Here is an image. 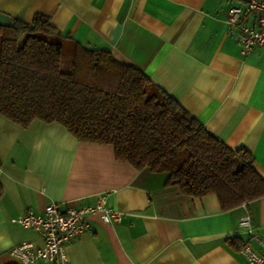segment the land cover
Wrapping results in <instances>:
<instances>
[{
	"label": "crops",
	"instance_id": "1",
	"mask_svg": "<svg viewBox=\"0 0 264 264\" xmlns=\"http://www.w3.org/2000/svg\"><path fill=\"white\" fill-rule=\"evenodd\" d=\"M246 2L0 0V12L23 22L44 14L62 36L140 69L229 148L248 150L264 177V47L243 55L225 27L229 10ZM167 177L117 161L111 145L78 142L57 123L21 128L0 114V264H16L12 247L39 244L13 220L101 195L121 220L87 217L65 264H246L239 223L249 216L264 238V197L223 211L215 195L186 196Z\"/></svg>",
	"mask_w": 264,
	"mask_h": 264
},
{
	"label": "trees",
	"instance_id": "2",
	"mask_svg": "<svg viewBox=\"0 0 264 264\" xmlns=\"http://www.w3.org/2000/svg\"><path fill=\"white\" fill-rule=\"evenodd\" d=\"M0 114L111 145L117 161L166 173L186 196L215 195L223 211L264 197L248 150L229 148L140 69L62 36L41 13L0 27Z\"/></svg>",
	"mask_w": 264,
	"mask_h": 264
},
{
	"label": "built area",
	"instance_id": "3",
	"mask_svg": "<svg viewBox=\"0 0 264 264\" xmlns=\"http://www.w3.org/2000/svg\"><path fill=\"white\" fill-rule=\"evenodd\" d=\"M225 27L243 55L251 53L256 47H264V0H247L244 8H231ZM92 215H99L105 224L117 223L122 216L107 205L103 195L97 197L94 205L80 208L62 210L59 205L52 203L46 206L42 214L28 211L12 222L35 233L39 244H18L9 250V256L16 264H65V246L83 233L87 228V217ZM239 226L248 236V242L239 250L246 264H264V238L253 231L249 216L243 217Z\"/></svg>",
	"mask_w": 264,
	"mask_h": 264
},
{
	"label": "water",
	"instance_id": "4",
	"mask_svg": "<svg viewBox=\"0 0 264 264\" xmlns=\"http://www.w3.org/2000/svg\"><path fill=\"white\" fill-rule=\"evenodd\" d=\"M14 25L15 21L11 17L0 12V27L11 28Z\"/></svg>",
	"mask_w": 264,
	"mask_h": 264
}]
</instances>
